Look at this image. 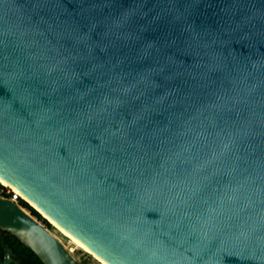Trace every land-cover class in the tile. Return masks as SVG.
<instances>
[{
  "label": "water",
  "instance_id": "95a60500",
  "mask_svg": "<svg viewBox=\"0 0 264 264\" xmlns=\"http://www.w3.org/2000/svg\"><path fill=\"white\" fill-rule=\"evenodd\" d=\"M0 178L109 264H264V0H0Z\"/></svg>",
  "mask_w": 264,
  "mask_h": 264
},
{
  "label": "rangeland",
  "instance_id": "374dc122",
  "mask_svg": "<svg viewBox=\"0 0 264 264\" xmlns=\"http://www.w3.org/2000/svg\"><path fill=\"white\" fill-rule=\"evenodd\" d=\"M0 195H2V193H8L12 192L9 188L6 187V185H4L2 182H0ZM23 200H19L20 205L30 214L31 211L29 209V207L24 206L23 204ZM28 205H30L32 207V205L30 203H28L27 201L25 202ZM34 210H36L34 207H32ZM36 212H38L36 210ZM38 214L40 215L39 217L33 215L38 221H40L43 225H45L49 231H51V233H53L59 240H61V242L65 245V247L71 252V254L75 257V259L79 262V264H102L97 258H95L92 254L86 252L85 250L81 249L79 246H77L75 243H73V241L68 238L67 236H65L59 229H57L55 226H53L46 218H44L40 212H38Z\"/></svg>",
  "mask_w": 264,
  "mask_h": 264
},
{
  "label": "trees",
  "instance_id": "16d2710c",
  "mask_svg": "<svg viewBox=\"0 0 264 264\" xmlns=\"http://www.w3.org/2000/svg\"><path fill=\"white\" fill-rule=\"evenodd\" d=\"M2 187V186H0ZM5 194V193H4ZM24 201V200H23ZM24 206L29 207L31 213L37 217L40 215L36 210H34L30 205L23 202ZM0 233H3L5 236L6 243L17 255V259L20 261V264H44L37 255L27 246H25L17 237H15L10 232L0 229Z\"/></svg>",
  "mask_w": 264,
  "mask_h": 264
},
{
  "label": "bare ground",
  "instance_id": "6f19581e",
  "mask_svg": "<svg viewBox=\"0 0 264 264\" xmlns=\"http://www.w3.org/2000/svg\"><path fill=\"white\" fill-rule=\"evenodd\" d=\"M0 182H2L4 185H6L7 188H9L11 191L15 192L18 197L23 199L25 202L27 201L34 207L38 212L41 213V215L46 218L53 226H55L57 229H59L65 236L70 238L73 243H75L77 246H79L81 249L85 250L86 252L92 254L95 258H97L102 264H109L103 259H101L99 256L94 254L85 244H83L80 240L75 238L73 235H71L69 232H67L64 228L59 226L53 219H51L45 212H43L39 207H37L29 198H27L22 192H20L18 189H16L14 186L0 178Z\"/></svg>",
  "mask_w": 264,
  "mask_h": 264
},
{
  "label": "flooded vegetation",
  "instance_id": "af4514ba",
  "mask_svg": "<svg viewBox=\"0 0 264 264\" xmlns=\"http://www.w3.org/2000/svg\"><path fill=\"white\" fill-rule=\"evenodd\" d=\"M9 246L6 243L5 236L3 233H0V261H4L6 259V247ZM13 258L19 262L20 261L17 259V255L13 252Z\"/></svg>",
  "mask_w": 264,
  "mask_h": 264
},
{
  "label": "built area",
  "instance_id": "2783aa9c",
  "mask_svg": "<svg viewBox=\"0 0 264 264\" xmlns=\"http://www.w3.org/2000/svg\"><path fill=\"white\" fill-rule=\"evenodd\" d=\"M1 196L8 197V198H10V199H12L13 201L18 202V203H19V200L21 199V198L18 197L17 194H16L15 192H13V191H12V192H9V191H8V193L5 192V194L2 193ZM21 200H22V199H21Z\"/></svg>",
  "mask_w": 264,
  "mask_h": 264
}]
</instances>
